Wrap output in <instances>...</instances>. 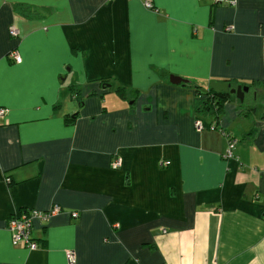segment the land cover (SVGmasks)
Here are the masks:
<instances>
[{
  "label": "crops",
  "instance_id": "1",
  "mask_svg": "<svg viewBox=\"0 0 264 264\" xmlns=\"http://www.w3.org/2000/svg\"><path fill=\"white\" fill-rule=\"evenodd\" d=\"M152 1L0 0V264H264V0ZM213 80L249 90L198 131Z\"/></svg>",
  "mask_w": 264,
  "mask_h": 264
},
{
  "label": "built area",
  "instance_id": "2",
  "mask_svg": "<svg viewBox=\"0 0 264 264\" xmlns=\"http://www.w3.org/2000/svg\"><path fill=\"white\" fill-rule=\"evenodd\" d=\"M143 5L148 9H153L154 4L152 0H141ZM216 3H231L233 4L235 0H214ZM226 30H231L232 26H227ZM9 33L12 37H16L18 35V30L16 26L11 25L9 27ZM9 57L15 61L19 62L21 60L20 55L16 50H12L9 53ZM4 108H0V116L5 113ZM195 129L200 131L203 127V122L201 118H197L194 123ZM214 123H212L210 128H214ZM236 139L233 137L227 138V149L225 151L226 158L233 157V148L235 147ZM169 162L168 161H160V166H165ZM121 165L120 158H114L111 162L112 168H118ZM61 212V206L58 204H52L48 209L39 210V209H29L22 212H18L13 214L7 223V230L10 233V240L13 246L24 245L29 249L34 250L38 247L37 241L34 239L32 235L33 221L37 220L39 222H46L52 216ZM71 216L76 217L77 213H71ZM66 260L68 264H75V253L73 250L66 251Z\"/></svg>",
  "mask_w": 264,
  "mask_h": 264
},
{
  "label": "trees",
  "instance_id": "3",
  "mask_svg": "<svg viewBox=\"0 0 264 264\" xmlns=\"http://www.w3.org/2000/svg\"><path fill=\"white\" fill-rule=\"evenodd\" d=\"M231 87H236L237 85L234 82L227 81ZM198 91V89H197ZM117 93L120 97L124 98L125 92L123 87H119L117 89ZM232 94L229 93H216L212 89H209L205 95V98L199 104L196 112L198 114V118L202 119L203 127L210 128L212 123H214V129H216L219 125V116L223 112L224 104L232 97ZM243 103L239 101V106H242ZM77 117L76 113L68 115L65 117V121L68 123H73ZM209 117L211 120L207 121L204 118Z\"/></svg>",
  "mask_w": 264,
  "mask_h": 264
},
{
  "label": "water",
  "instance_id": "4",
  "mask_svg": "<svg viewBox=\"0 0 264 264\" xmlns=\"http://www.w3.org/2000/svg\"><path fill=\"white\" fill-rule=\"evenodd\" d=\"M170 81L175 84L186 82V80L182 79L179 76H175V75H170ZM209 88L212 89L216 93L223 92V93L232 94L240 102H243L244 95L249 90V87L247 85H237L236 87H231L227 81H215V80L209 83Z\"/></svg>",
  "mask_w": 264,
  "mask_h": 264
}]
</instances>
